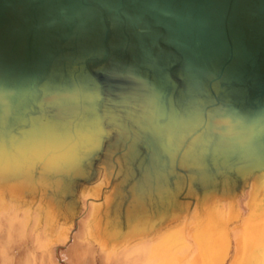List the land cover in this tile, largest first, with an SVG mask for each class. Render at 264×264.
Returning a JSON list of instances; mask_svg holds the SVG:
<instances>
[{
  "label": "water",
  "instance_id": "1",
  "mask_svg": "<svg viewBox=\"0 0 264 264\" xmlns=\"http://www.w3.org/2000/svg\"><path fill=\"white\" fill-rule=\"evenodd\" d=\"M57 132L70 139L51 144ZM152 138L170 146L155 154ZM254 154L262 167L235 177L234 155L242 165ZM11 157L32 159L40 179L52 161L66 172L53 177L68 180L69 164L82 163L83 184L100 164L103 190L119 180L118 159L130 193L119 218L128 223L133 164L146 196H160L170 174L174 193L161 197L177 211L198 196L200 175L233 202L234 190L264 170V0H0V176ZM263 181L256 178L258 194ZM42 186L48 208L52 191ZM217 195L198 196V210ZM70 196L78 210L79 196Z\"/></svg>",
  "mask_w": 264,
  "mask_h": 264
},
{
  "label": "bare ground",
  "instance_id": "2",
  "mask_svg": "<svg viewBox=\"0 0 264 264\" xmlns=\"http://www.w3.org/2000/svg\"><path fill=\"white\" fill-rule=\"evenodd\" d=\"M152 130L154 133L156 128ZM69 139L63 132L51 144ZM150 141L155 154L170 146L169 141L161 145L158 138ZM248 144L238 146V156H245ZM238 156L234 155L233 164L238 167L235 177L263 165L261 154H254L242 165L236 162ZM61 158L69 162V150ZM31 161L11 157L5 177L0 176V264H58V256L65 264H264V181L259 194L256 183L260 175L264 178V170L251 174L246 187L234 190L233 202L223 196L224 185L216 187L214 181L200 175L198 196L207 202L208 197L218 194L215 204L206 203L200 212L199 197L195 196V200L183 199V208L177 211L172 209L170 197H161L163 192L174 193L168 189L170 174L162 175L160 196H146L140 189L143 177L133 164L128 169L137 182L130 189L136 210L128 223L119 218L130 193L126 191L128 181H121L125 173L118 159L109 162L119 167L114 174L119 180L106 190V171L100 164L95 166L98 174L94 180L83 184L77 180L83 174L82 163L69 164L67 171L71 168L75 177L68 180V174L53 177L66 172L52 161L51 168L40 170V179ZM171 162H166L170 168ZM190 166L198 173L195 163ZM6 178L15 180L3 183ZM42 185L52 191L48 208L43 204ZM72 192L80 198L78 210ZM156 198L161 201H156L158 209L151 216L148 203Z\"/></svg>",
  "mask_w": 264,
  "mask_h": 264
},
{
  "label": "rangeland",
  "instance_id": "3",
  "mask_svg": "<svg viewBox=\"0 0 264 264\" xmlns=\"http://www.w3.org/2000/svg\"><path fill=\"white\" fill-rule=\"evenodd\" d=\"M57 259L60 261L58 264H65L63 261H62V258L61 257H57Z\"/></svg>",
  "mask_w": 264,
  "mask_h": 264
}]
</instances>
